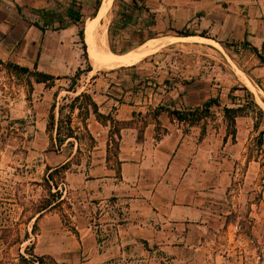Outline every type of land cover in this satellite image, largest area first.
<instances>
[{
	"label": "rangeland",
	"instance_id": "1",
	"mask_svg": "<svg viewBox=\"0 0 264 264\" xmlns=\"http://www.w3.org/2000/svg\"><path fill=\"white\" fill-rule=\"evenodd\" d=\"M97 1L0 0V58L5 63L27 66L32 71L37 62L39 71L63 77L57 79L53 87H46L44 83H36L34 76L17 74L0 64V264H23L19 254L30 257L31 253L50 256L58 264H73V257H78L80 250L77 227L81 224L77 214L81 213L82 224L95 221L102 231H105L102 222L105 218L94 220L86 214L87 208L82 201L84 196L72 194L71 186H81L89 176V169L97 163L99 165V160L105 159L108 167L118 169L121 143L118 133L121 135L122 129L133 126L142 140L143 126L154 120L158 101L155 94L177 90L176 93L182 95L190 77L203 75L207 77L209 92L214 88L224 93L231 107L244 106L242 116L236 118L235 123L236 132L239 126L241 132L244 130V136L240 137L242 150L237 161L240 164L238 174L227 177L225 184L229 185L228 191L223 192L219 199L220 209L214 210L222 217L210 226L215 233H209L208 252L197 256L196 261L198 264H264V146L261 150L256 146V139L264 130V107L260 95L239 79L232 63L246 74L256 88L264 92V86L258 78L247 75L250 73L245 69L244 56L236 46L224 47L225 51H221L212 45H200V42L193 41L160 43L155 53L135 65L97 67L89 56L85 32L88 60L84 57L83 43L78 37L80 29L85 31L87 21L99 16ZM70 7L82 14L78 25H73L67 17ZM142 8L138 7L139 10ZM128 9L131 10L126 0H113L106 16L99 22L101 25L107 22V50L112 51L113 47L117 53L112 52L121 56L139 47L147 36H158L157 31L144 34L130 26ZM151 20V17H146L145 24L152 25ZM35 23H39L44 32L35 27ZM67 25L66 30L60 29ZM7 53L12 59L7 58ZM261 61L264 62V59ZM89 64L93 71L82 74L77 80L76 93L69 92L71 78L79 68L86 69ZM120 89L135 91V95L127 97L134 102L140 100L136 98L137 92V97L143 100L145 97L152 99L147 106L150 110L145 108L134 112L127 120H119L116 110L123 97L116 98L113 104L105 105L106 110L97 103L99 111L109 115L113 121L106 118L97 121L92 112L87 115L77 108L73 123L80 127V134L85 132L84 124L88 126L95 138V146L90 147L92 143L83 139L79 154V144L75 139H69L62 146L53 144L47 127L54 103L58 119L59 107L70 101L64 100L65 97L73 98L82 92L92 95V91L105 96L110 90L113 96ZM248 91L252 93V98ZM225 100H221V106H212L207 117L198 124L199 129L195 130L196 138H207L208 154L216 155L214 159L208 157V167L212 159L217 162L223 158L234 159L223 144L225 138L233 140L231 134L234 129L233 126L228 129L224 117ZM68 111V108L64 109L63 117ZM190 128L184 123V131L191 132ZM163 133V128L158 126L157 137ZM69 141L74 142L73 147ZM69 161L70 168L65 173H54L53 181L58 184V189L51 180L49 183L45 181L49 169L60 168ZM208 178V184L216 183L215 175ZM57 190L63 193L65 201L58 204L55 213L43 211L42 217L38 218L40 206L47 199L54 202L50 193Z\"/></svg>",
	"mask_w": 264,
	"mask_h": 264
},
{
	"label": "crops",
	"instance_id": "2",
	"mask_svg": "<svg viewBox=\"0 0 264 264\" xmlns=\"http://www.w3.org/2000/svg\"><path fill=\"white\" fill-rule=\"evenodd\" d=\"M126 1L128 7L136 5L134 11L128 9L132 17L129 25L144 34L158 33L147 36L139 45L166 38L170 39L168 44L179 38H204L222 46L234 43L244 56L245 69L250 73L247 75L258 78L264 86V62L260 58L264 59V0ZM146 17H154L155 23L147 26ZM182 30L191 35L178 36ZM6 56L12 59L9 53ZM188 80L182 95L177 90L155 94L156 106L195 110L211 98H218L220 104L225 100L219 90L213 88L209 92L206 75ZM112 90L105 96L92 91V96L105 110V105L123 97L116 110L119 120H127L152 103V99L137 97L138 92L136 98L140 100L127 99L135 91L120 89L111 96ZM223 104L232 106L227 101ZM184 123L161 112L143 126L142 140L137 128L122 129L118 169L108 167L105 159L99 160L100 164L89 169L81 186H71L72 194L84 196L86 214L94 220L105 218L102 231L95 221L82 224L81 213L77 214L81 224L77 227L80 250L78 257H73V264H198L196 257L208 252L209 233H215L210 226L222 217L214 210L220 209L219 199L228 191L225 181L238 174L244 130L241 132L237 126L235 139H223L224 149L234 159L217 162L213 160L215 154H208L207 138H196L199 126L187 124L192 131L186 132ZM158 126L164 131L159 137ZM208 157L213 158L210 167ZM209 175H215V184H208ZM55 211L52 209L49 214Z\"/></svg>",
	"mask_w": 264,
	"mask_h": 264
},
{
	"label": "trees",
	"instance_id": "3",
	"mask_svg": "<svg viewBox=\"0 0 264 264\" xmlns=\"http://www.w3.org/2000/svg\"><path fill=\"white\" fill-rule=\"evenodd\" d=\"M101 4V0L97 1L96 5V12L98 11L99 7ZM131 10L134 11L136 9V5H131L130 6ZM67 17L72 20L73 25H78L82 21V14L79 11H76L73 7H70L67 11ZM132 17L131 15L127 14V20H131ZM155 23L154 17H152L151 24ZM35 27L40 29L42 32H44V29L39 25V23L34 24ZM123 27H125L123 25ZM122 27V28H123ZM68 28L67 26H63L60 29L61 30H66ZM191 35L188 32L180 31L178 36H189ZM205 36V35H202ZM78 37L81 39L83 43V48H84V57L86 60H88V53H87V46L84 42V29H80L78 32ZM147 42V41H146ZM144 44V43H143ZM225 48H230L231 46H236L234 43H225L223 44ZM113 52H116V49L113 47L111 48ZM255 52H258L256 48H253ZM125 54V53H123ZM120 55V54H119ZM39 56V54H38ZM261 60L263 57H261ZM0 64L1 65H6L9 68H11L15 73L17 74H30L34 76L35 82L36 83H44L46 87H53L54 82L57 79H61L63 77L60 76H55L50 73H45L43 71L38 70V63L36 62L34 64V70L32 71L29 67L27 66H20L19 64L13 63V62H7L5 63L1 58H0ZM93 71L92 66L89 64L86 69L79 68L74 77L71 78L72 82L67 89L69 92L76 93L77 92V80L81 77L82 74H88ZM65 78H68L66 76ZM96 78V76H94ZM247 90V88L245 87ZM249 96L252 98V93L248 91ZM56 96V95H55ZM64 100H70L69 103H66L65 105H61L59 107V117L58 119L56 118L55 115V109H56V103H54L51 106L50 110V115H49V123L47 127V131L50 134L51 140L53 144H57L59 146H62L65 144L69 139H75L77 143L79 144L77 152L81 154V147L80 145L82 144V140L86 139L87 141H90L92 143V146L94 147L95 145V138L88 129V126L84 124L83 129L85 132L82 134L79 133L80 127H76L73 123V115L75 110L82 109L85 111L87 115H90L91 112L92 114L96 117L97 121H100L101 119L106 118L107 120L113 121V119L109 115H104L99 111V106L97 102L94 100L91 94L87 92H82L78 95H76L73 98H64ZM253 100V99H252ZM254 102V100H253ZM255 104V103H254ZM221 106L219 103L218 98H211L209 99L201 109H195V110H178V109H171L169 107L165 106H158L154 112L155 116H158L161 112H167L169 116L174 117L177 119L179 122H185L189 124V126H195L198 125L205 117H207V114L210 112V109L212 106ZM257 107V105L255 104ZM65 108H68V114H66L65 117H63V111ZM244 110V106H239V107H223V112H224V117L226 121L228 122V129L229 127L233 126V131H232V138L235 139L236 137V129H235V123H236V118L242 116L241 112ZM262 112V111H261ZM158 124V122H157ZM257 127V125H255ZM118 137L121 138L120 133H118ZM226 140V138H225ZM69 144L73 147L74 142L69 141ZM256 146L261 148L264 146V130L260 133V135L256 139ZM70 161L62 165L60 168L57 169H49V173L47 177L45 178V181L49 183V180H51L54 184V186L58 189L59 186L56 182H54V173L63 171L65 173L69 168H70ZM50 197L54 199V202H51L50 199H47L44 201V204L40 206V209L37 211L38 218L42 217L43 211H50L52 209H55L58 204L63 203L65 199L63 198V193L59 190H57L55 193H50ZM28 234L26 233V237ZM30 257H25L22 254H19V257L21 259V262L23 264H58L52 257L50 256H37L31 253L29 255Z\"/></svg>",
	"mask_w": 264,
	"mask_h": 264
},
{
	"label": "bare ground",
	"instance_id": "4",
	"mask_svg": "<svg viewBox=\"0 0 264 264\" xmlns=\"http://www.w3.org/2000/svg\"><path fill=\"white\" fill-rule=\"evenodd\" d=\"M113 0H104L103 5L98 12V17L94 20L90 19L86 23L85 27V41L89 46V56L95 62L94 64L97 67H108V68H117L123 66H131L139 63L144 58L155 53L157 51L158 44H165L170 39H150L144 44L140 45L129 54L121 56L113 53L106 48L107 41V22L104 25L99 24L101 19L106 16L108 8L112 5ZM102 33V34H101ZM173 41V40H172ZM177 41H199L201 43H206L216 47L221 51H225L224 47L218 42L207 40L204 38H179ZM162 46V44H161ZM159 50V49H158ZM233 67L236 70V74L239 79L251 89V91L257 92L262 99V106L264 107V92L262 89L256 88V86L249 80L246 74L241 71L237 65L232 63Z\"/></svg>",
	"mask_w": 264,
	"mask_h": 264
},
{
	"label": "water",
	"instance_id": "5",
	"mask_svg": "<svg viewBox=\"0 0 264 264\" xmlns=\"http://www.w3.org/2000/svg\"><path fill=\"white\" fill-rule=\"evenodd\" d=\"M103 1H104V0H102V2H101V4H100V7H99V9H98V11H97V13L100 11V9H101V7H102V5H103Z\"/></svg>",
	"mask_w": 264,
	"mask_h": 264
}]
</instances>
